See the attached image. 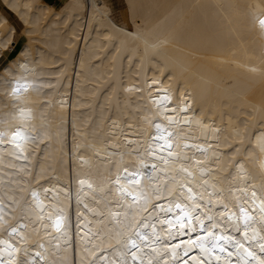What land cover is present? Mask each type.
I'll return each mask as SVG.
<instances>
[{
	"label": "bare ground",
	"instance_id": "bare-ground-1",
	"mask_svg": "<svg viewBox=\"0 0 264 264\" xmlns=\"http://www.w3.org/2000/svg\"><path fill=\"white\" fill-rule=\"evenodd\" d=\"M123 1L119 22L111 0H0V40L11 28L9 42H21L14 55L0 53V64L29 84L16 101L11 77L0 78L3 221L25 236L32 261L155 264L147 250L132 261L129 237L141 221L150 237L152 225L161 230L178 215L175 204L186 201L169 193L187 184L211 201L206 214L230 226L214 233L252 248L235 234L245 230L244 208L248 239L264 243V212L256 215L264 201V0ZM168 133L182 135L175 150L161 147L171 156L157 150ZM133 172L144 184L129 182ZM199 234H172L165 247L178 258L158 250L161 264L204 260L181 243ZM186 248L189 257H179Z\"/></svg>",
	"mask_w": 264,
	"mask_h": 264
},
{
	"label": "snow or ice",
	"instance_id": "snow-or-ice-1",
	"mask_svg": "<svg viewBox=\"0 0 264 264\" xmlns=\"http://www.w3.org/2000/svg\"><path fill=\"white\" fill-rule=\"evenodd\" d=\"M9 2H11V0H9ZM7 23L6 20H0V24H4ZM259 25L261 26V29L264 30V18L259 19ZM12 33V29L11 28H7L6 33H5V39L0 40V53H3L4 55L8 54V49L9 48H14L15 47V41L12 40L11 42H9L8 37L11 35ZM3 59V56H0V60ZM20 68H24L25 65L24 64H19L18 65ZM6 67V64H0V78H4L5 76L11 77V82L14 86L11 87V91L10 93H8L9 95H11L16 101H20L21 95L23 91H27L29 84L27 82L21 83L20 79L16 78L15 75V69H10L7 73L4 72V69ZM7 82V81H6ZM187 106H185V110H186ZM23 111V110H21ZM169 119H171V117H169ZM157 129L160 128V125L157 124L156 125ZM21 135L20 131L17 130L13 133V137H19ZM161 139H163V137H161ZM169 156L172 155L171 152L168 153ZM164 163H167V160L163 161ZM145 167H147V165H145ZM157 165L154 163L152 165V169L153 171H155ZM125 171L127 172V168L125 169ZM181 171L186 172L188 176H191L192 173L189 172L187 169H181ZM138 175H140L139 172H133L130 173V176L132 177V179L129 180L130 183H135V184H139L140 181L138 179H135V177H137ZM183 188H186L187 194H188V200H192L194 202L195 207L191 209V211H195L198 208H202L204 207L202 201H203V194H201L199 199H196V193L193 191V188L187 184H185L184 186H182L181 192L183 194ZM156 194L159 195L160 194V189H156ZM129 195H131V193H129ZM252 197L255 198L256 197V192L253 191L252 192ZM138 197H134V199H136ZM155 207H162V205H155ZM207 207L209 208V210H211V201L209 200ZM175 208L179 210V214L175 217L176 219V223H179V228L181 230L185 229L186 226H190L189 227V232L190 233H195L197 232V228L193 225V217L191 215V211H186L185 207L181 204V203H176ZM168 212H171L172 209L171 207H169L167 209ZM261 211L264 212V201H262V207H261ZM240 212L243 215V220H244V232L242 233V236L245 240L248 239V235H247V229L251 226L249 224V214L248 212L245 211L244 208L240 209ZM201 216H205V219H207L209 221V224H205L204 220H202L200 217ZM198 223H199V229H200V234L195 236V238H192L191 236H189V239L186 241H181V243H184L186 245H188L190 248H199L200 251L202 253H204L206 256L211 253L212 255H215V259L217 261H219L220 256L216 255L215 252H213V249L218 248L220 253H224L227 252L229 256L234 255L233 252L228 251V249L226 247L223 246V244L221 242H224V244H231L232 247L236 248L237 250V254H239L240 259H244V254L246 253L248 257H251V260H245L244 264H252V261H255V264H264V259L258 258L256 256V254L251 251L249 248H246L244 243H242L240 240L236 239V237L234 235L231 234H220V233H214V229H217L218 227H220L222 230L226 231L227 227H230L229 225H224L222 224L221 221H217L213 218L212 215H207L205 212L201 211L199 214H197L194 218ZM228 219L230 220L231 217H228ZM186 221V222H185ZM161 223H167L169 225V227H174L173 224V220L171 218L165 220V221H161ZM57 226H59V221L57 222ZM137 231H135L133 233L132 236L129 237V245L131 246L132 249H136L137 251H132L131 254V258L132 261L135 262L138 257H137V252L142 250V247H149L151 248V245L153 243H156V241L152 240L149 243L143 244L141 245L140 242L142 241H149L150 237L146 232H142L139 229H147L149 227V224L146 223L145 221H141L137 226ZM152 235H156V231H155V225H152ZM236 230L239 231V224H237L236 226ZM17 230L15 227L12 228V232L15 233ZM255 235V234H254ZM206 238H211V246H206ZM262 239H264V237H262ZM0 243H4L7 244V241H0ZM178 246V245H177ZM243 249V252H241L240 250ZM188 252V248L185 249V255H187ZM260 252L264 253V243L260 244ZM152 254H155V256L157 257V259L155 260V264H161V259L160 257V252L157 251L156 248H151V253H149V256H151ZM176 253L173 250L172 252V256L175 257ZM191 259L193 261H196V257L193 256L191 257ZM0 264H3V261L0 260ZM8 264H13V262L10 260L8 262ZM20 264H26L25 261H20ZM139 264H144V260L141 257L139 259ZM148 264H152V259H149ZM163 264H168L167 260L163 261ZM184 264H188V261L185 260ZM198 264H205V260H199ZM208 264H211V260H208Z\"/></svg>",
	"mask_w": 264,
	"mask_h": 264
},
{
	"label": "rangeland",
	"instance_id": "rangeland-1",
	"mask_svg": "<svg viewBox=\"0 0 264 264\" xmlns=\"http://www.w3.org/2000/svg\"><path fill=\"white\" fill-rule=\"evenodd\" d=\"M111 2L113 4V9H114V13H115L116 19L119 22L123 21V12H124V9H125L124 1L123 0H111Z\"/></svg>",
	"mask_w": 264,
	"mask_h": 264
},
{
	"label": "crops",
	"instance_id": "crops-1",
	"mask_svg": "<svg viewBox=\"0 0 264 264\" xmlns=\"http://www.w3.org/2000/svg\"><path fill=\"white\" fill-rule=\"evenodd\" d=\"M49 1L54 3L56 0H49ZM10 18L13 21V23L16 25L17 29L21 30L22 29V23L19 21V19L13 13H10ZM20 46H21V42H16L15 47L12 48V51H10L8 56L14 55V53L18 52V50L21 48Z\"/></svg>",
	"mask_w": 264,
	"mask_h": 264
},
{
	"label": "clouds",
	"instance_id": "clouds-1",
	"mask_svg": "<svg viewBox=\"0 0 264 264\" xmlns=\"http://www.w3.org/2000/svg\"><path fill=\"white\" fill-rule=\"evenodd\" d=\"M35 211H36V210L34 209V210H33L34 214H35ZM176 216H177V215H175V216L173 217V219H172L173 221L176 220V219H175ZM241 250L243 251V249H241ZM235 251H236V256H237V260L239 261V264H244L245 259H243V260L240 259V256H239V254H237V250H236V249H235ZM139 253H142V252L139 251ZM150 253H151V252H150ZM142 254H143V253H142ZM138 255H139V254H137V257H138ZM152 255H153L154 259H155V254H152ZM244 255H245V258H247V254L245 253ZM201 256H202L203 259L206 261V263H208V260H209V259L211 260V263H212V261L214 260V258H213L212 256H205V255H203V254H202ZM198 261H199V260L196 259V262H198ZM192 263H193V264H196L195 262H192ZM236 264H238V263H236Z\"/></svg>",
	"mask_w": 264,
	"mask_h": 264
}]
</instances>
